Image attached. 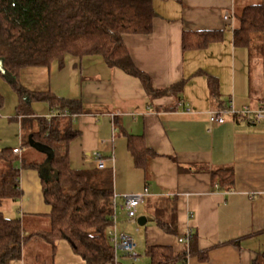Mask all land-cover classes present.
Here are the masks:
<instances>
[{
    "label": "crops",
    "instance_id": "0c3cea01",
    "mask_svg": "<svg viewBox=\"0 0 264 264\" xmlns=\"http://www.w3.org/2000/svg\"><path fill=\"white\" fill-rule=\"evenodd\" d=\"M261 4L264 0H154L152 33L125 35L124 43L155 90L185 81L177 95L151 98L138 78L109 68L100 57H67L63 68L52 67L69 68L53 77L54 67L44 69L43 92L76 100L84 109L73 117L80 135L70 145V167L93 169L96 164L89 156L99 152L112 170L114 194L148 189L135 223L127 218L120 199L115 206L113 229L135 239L138 264H149L145 251L150 246L170 247L176 256L185 252L179 238L187 231L194 235L188 264H254L264 253V120L252 125L228 118L212 126L208 116L231 105L237 111L264 106V33L254 36L249 48L235 46L233 35L242 11ZM184 32L221 33L222 40L186 50ZM206 75L217 81V96L211 94ZM129 136H142L154 154L146 158V166L136 165ZM4 148L12 147L0 150ZM33 149L44 155L43 161L35 158L43 164L46 155ZM224 168L234 170L231 191L213 186V172ZM19 183L21 197L8 210L18 206L25 223L28 217L43 220L51 207L44 201L38 169L22 170ZM161 210L162 221L174 220L176 233L163 230L154 219ZM140 217L152 222L140 227ZM61 242L66 244L64 253L70 254L64 256L67 264H84L67 242ZM118 256L121 263H130L121 250Z\"/></svg>",
    "mask_w": 264,
    "mask_h": 264
},
{
    "label": "trees",
    "instance_id": "16d2710c",
    "mask_svg": "<svg viewBox=\"0 0 264 264\" xmlns=\"http://www.w3.org/2000/svg\"><path fill=\"white\" fill-rule=\"evenodd\" d=\"M153 3L154 0H0V59L8 74L19 81L27 69L49 70L54 64L63 68L67 57H100L109 68L138 78L151 98L177 95L185 81L155 90L151 78L133 63L124 43L125 35L152 33L156 17ZM263 33L264 5L247 7L233 32L234 44L249 48L253 37ZM221 40L222 34L214 32H184L182 37L186 50L204 49ZM207 79L211 94L217 96V81L211 76ZM8 85L19 102L15 118H20L21 154L24 153L16 155L12 148L0 150V264H56L57 244L61 241L67 242L84 264H111L117 252L111 240L112 170H73L69 164L70 145L80 135L73 117L83 114L84 109L76 100L50 91H31L20 81ZM34 103L48 105L54 115H36ZM4 105L0 92V110ZM31 141L53 152L51 167L58 176L42 180L43 198L51 212L41 219L44 222L40 229L27 233L25 220L7 217L5 210L21 197L20 172L39 169L42 162H35V158L45 159L44 155H28V151H34ZM128 146L137 166H146V158L154 155L142 136H129ZM233 185V168L213 172L216 189L231 191ZM163 211L154 219L163 230L176 233L174 220L162 221ZM193 242L194 235L190 256L194 253ZM145 256L149 264H180L187 257L185 252L176 256L170 247L163 246L147 247ZM254 264H264V253Z\"/></svg>",
    "mask_w": 264,
    "mask_h": 264
},
{
    "label": "rangeland",
    "instance_id": "374dc122",
    "mask_svg": "<svg viewBox=\"0 0 264 264\" xmlns=\"http://www.w3.org/2000/svg\"><path fill=\"white\" fill-rule=\"evenodd\" d=\"M55 66H53L54 72H53V70L50 72L51 77H53V75L56 73L57 74L63 73L64 72L63 70H66L69 68V65L67 64V66L64 69L58 71L59 70L58 67H55ZM1 72H2V70H0V92L5 99V105L0 110V148L17 147L18 149H21L20 148V142H19V140H20L19 134L21 132L20 121H19L20 118H14L15 117L14 115L16 113L15 109L18 106L19 102H18L16 95L10 89V86L8 85V83L17 84L20 81V84H22L26 88L27 87L29 88V86H31L30 89L35 90V92H42L44 90V88L46 86V82H47L46 77L44 76V74L46 72L44 69H33V68L27 69L25 71H22V73L20 74L19 81H18V78H13L9 74H4ZM35 83H37V84H35ZM33 107H34L36 114L39 116H44V115L48 114V110H49L48 106L44 103L34 104ZM12 114H14V115H12ZM10 116H12V117H10ZM31 154H36V156H40V154H38L34 151H32V152L28 151V155L30 156ZM8 207L9 206H7V208L5 210L6 211L5 214L7 215V217H11V218L19 217L20 210L18 209L19 208L18 206H16L12 210H10L12 208V206H10L9 210H8ZM36 220L37 219H32L30 217H28V219H26L25 228L27 230V233H29L31 230H33L35 228L40 229L43 226L44 221H42V220L36 221ZM29 222H31L35 226L30 225ZM65 246H66L65 243H63V242L59 243L58 242V244H57V250L58 251L56 254V257H57V255H58V257L55 259V263H56V261L59 264H67L68 263V259H66L64 256L70 257L69 256L70 254L64 253L65 252ZM143 256H144V254L142 253V257ZM43 259H46V256L43 255ZM47 261L48 260H46V262Z\"/></svg>",
    "mask_w": 264,
    "mask_h": 264
},
{
    "label": "built area",
    "instance_id": "2783aa9c",
    "mask_svg": "<svg viewBox=\"0 0 264 264\" xmlns=\"http://www.w3.org/2000/svg\"><path fill=\"white\" fill-rule=\"evenodd\" d=\"M225 19H229V15L225 16ZM51 115H54L51 113ZM209 123L212 126L222 125L226 122L228 118H232L237 122H247L249 124L255 125L264 120V106L258 109H252L250 107H244L242 110L237 111L234 109L233 105L228 108L214 109L208 113ZM16 155L21 154V149H14ZM96 164V167L103 170L107 167V160L99 152H94L89 156ZM148 189H145L139 194H128V195H113L112 203L114 205V221H115V206L118 199L122 201V208L125 210L127 218L136 222L137 220V210L140 205L145 202L148 196ZM193 238L192 231H187L182 237L179 238V242L186 245V259H184L180 264H188L190 258L189 255V245ZM111 240L117 250L114 261L111 264H122L119 261L118 251L124 252V258L129 261L137 262L139 259V254L137 252V243L135 239L127 234H120L117 232L116 228L111 232Z\"/></svg>",
    "mask_w": 264,
    "mask_h": 264
},
{
    "label": "water",
    "instance_id": "95a60500",
    "mask_svg": "<svg viewBox=\"0 0 264 264\" xmlns=\"http://www.w3.org/2000/svg\"><path fill=\"white\" fill-rule=\"evenodd\" d=\"M0 70H2L1 73L8 74V72L5 70V68L3 66V60L2 59H0ZM30 146L32 148H35L36 150H39L40 152L45 154L47 157L46 161L43 164H41L39 166V169H38L40 176H41V179L45 180V181H50V180L56 179L58 174L51 167V161L53 159V152L49 148H46V147H44L40 144L34 143L32 141L30 143ZM51 172H53V175L51 174ZM147 222H152V219H148L147 217H140L137 221V223L140 227L145 226L147 224Z\"/></svg>",
    "mask_w": 264,
    "mask_h": 264
}]
</instances>
